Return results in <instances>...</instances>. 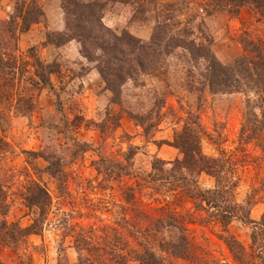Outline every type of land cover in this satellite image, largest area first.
I'll return each mask as SVG.
<instances>
[{
  "label": "rangeland",
  "instance_id": "obj_1",
  "mask_svg": "<svg viewBox=\"0 0 264 264\" xmlns=\"http://www.w3.org/2000/svg\"><path fill=\"white\" fill-rule=\"evenodd\" d=\"M23 1L30 2L0 0V50L21 64V78L15 89H8L10 97L13 90L16 95L0 102V186L7 204L0 223L32 228L37 211L25 199L33 183L47 188L52 204L37 231L32 228L36 234L10 246L0 241V264H82V260L139 264L132 253L140 243L133 236L135 221L143 227L157 222L162 239L154 238L155 249L161 240L185 231L192 258L173 259L175 264H264V251L253 245L251 226L239 221L227 228L208 223L196 211L194 200L182 197L169 184L148 185L131 199L137 179L152 171L156 158L172 162L182 157L174 146L176 135L197 117L206 155L244 149L247 162L238 167L237 198L244 201L257 190L251 218L259 222L264 214L260 191L264 127L252 140L242 141L247 117L244 94L211 93L203 85L204 66L182 49L144 71L132 72L128 56L125 67L132 77L118 83L122 104L113 101L100 73L104 57L97 43L107 44L113 35L125 32L150 42L162 24V3L177 0H36L43 16L28 31H23L16 13L17 3ZM200 10L197 6L185 10L179 29L187 25L194 31L190 39L212 41L223 64L246 54L241 41L245 33L264 42V23L256 22L248 9L236 18L226 12L208 16ZM200 22L204 33L197 30ZM116 69L120 71L121 65ZM37 70L46 79L43 86L29 79H38ZM152 124L146 133L144 128ZM130 147L138 149L127 162ZM40 152L45 156L33 155ZM102 159L106 161L100 171ZM55 160L61 165L52 175L48 167ZM198 185L210 189L214 180L202 174ZM172 215L176 222L169 218ZM3 229L0 237L8 232ZM229 236L244 250L232 251L225 241Z\"/></svg>",
  "mask_w": 264,
  "mask_h": 264
},
{
  "label": "trees",
  "instance_id": "obj_2",
  "mask_svg": "<svg viewBox=\"0 0 264 264\" xmlns=\"http://www.w3.org/2000/svg\"><path fill=\"white\" fill-rule=\"evenodd\" d=\"M116 1L124 3L121 0ZM191 6L199 7L208 16L226 12L235 18L239 17L243 10L248 9L256 22L264 23V0H177L172 3H162V24H158L150 42L144 43L125 32L122 35H113L112 42L109 41L107 44L106 41L97 43V48L104 57L100 64V73L113 93V101L122 104V86L118 83H124L127 81L126 79L132 77L125 67L128 56L132 62L131 70L133 72L136 69L144 71L147 68L155 67L161 58L163 62L164 57L169 56L176 49L189 51L192 53L194 61L204 66L205 81L203 85L208 87L211 93H242L246 96L247 117L242 129V136H245L242 137V141L248 142L264 127V42H255L249 38V34L245 33L241 41L246 54L228 65L223 64L212 50V41L202 38L198 42L196 40L198 38L190 39L194 35V31L192 32L186 24L179 29V25L183 24V20H180L183 12L189 11ZM16 13L21 19L23 31H28L43 16L36 0H30L29 3L26 1L21 4L17 3ZM161 30L162 34L159 33ZM197 30L204 33L203 22H200ZM120 65L121 69L117 71L116 68ZM36 66L39 67V65ZM20 67L21 64L11 60L0 50V102L7 101V98L13 100L16 95L13 90L14 93L12 92L10 97L8 89L10 87L15 89L19 78H21ZM126 75L128 76L126 77ZM37 76V80L35 77H31L30 81L34 85L43 86L46 81L45 77H41L39 72L38 75L36 74ZM152 126L153 124L146 126L145 132L147 133ZM202 133L203 128L197 117L190 123H186L183 129L177 133L174 142V146L181 150L182 157L172 162L156 158L152 164V171L137 179L136 186L138 187L132 190L131 199L136 196L139 190L141 191L148 185L161 182L169 184L174 189H179L182 197L194 200L196 211L203 213L208 223L219 222L227 228L234 221H239L244 225L251 226L253 245L264 251V214L259 222L251 218V211L258 191L254 190L244 201L237 198L240 185L238 167L240 163L247 162L244 149L237 148L231 152L221 149L218 156H208L202 149ZM137 149V147L129 148L128 153L125 154L127 162L134 158ZM237 150L244 153L242 157H237ZM262 153L264 162V145ZM33 155L45 156L43 152ZM105 161L104 159L100 161L98 170L101 171ZM60 165L58 160L50 162L48 167L50 174L56 175ZM119 170L125 171L120 164ZM202 174L213 178L214 186L212 188L202 189L198 185V178ZM29 191L25 200L29 208L37 211L38 218L34 220L32 226L36 230L37 225L46 218L51 208L52 199L47 188L41 183H33L29 187ZM260 191L264 192V179ZM3 193V187L0 186V214L5 216L7 204ZM169 218L177 221L174 215ZM156 224L157 222H151L143 227L138 226L137 221L134 222L133 227L136 228V231L133 236L136 240H140L139 245L132 252L134 260L139 264H175L173 259L191 260L192 248L183 229L175 234L174 238L161 240L159 248L155 249L154 238L158 240L159 236H162V233H159L160 228L157 229ZM169 225H173V223L171 222ZM3 227V230L8 232L4 237H0V241L6 246L18 242V238H21L22 241L26 236L37 233L33 232L32 228L21 229L17 225H10L5 221L0 223V229ZM178 229L180 230V228ZM79 241H84L83 236ZM225 241L232 251L243 248L232 236L227 237ZM144 243L145 246H143ZM262 254L264 256V252ZM83 263L95 264L89 260H82Z\"/></svg>",
  "mask_w": 264,
  "mask_h": 264
}]
</instances>
